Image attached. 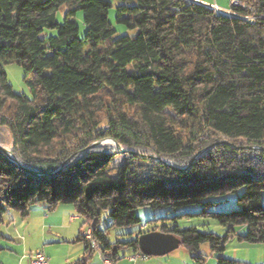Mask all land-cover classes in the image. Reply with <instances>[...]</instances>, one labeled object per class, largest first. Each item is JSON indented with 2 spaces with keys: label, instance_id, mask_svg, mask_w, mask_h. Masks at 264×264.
Masks as SVG:
<instances>
[{
  "label": "trees",
  "instance_id": "trees-1",
  "mask_svg": "<svg viewBox=\"0 0 264 264\" xmlns=\"http://www.w3.org/2000/svg\"><path fill=\"white\" fill-rule=\"evenodd\" d=\"M114 1L133 34L115 38ZM238 1L228 16L182 0H0V129L16 161L0 152V224L67 205L91 231L76 239L81 263L94 250L116 261L120 248L139 252L144 232L111 244L102 214L109 228H139L136 210L149 208L173 217L148 232L177 237L194 264L206 259L202 245L216 264H249L223 253L233 239L264 244V0ZM9 63L33 75L31 99L7 83ZM105 139L124 152L90 147ZM177 219L227 231L180 229Z\"/></svg>",
  "mask_w": 264,
  "mask_h": 264
},
{
  "label": "rangeland",
  "instance_id": "rangeland-1",
  "mask_svg": "<svg viewBox=\"0 0 264 264\" xmlns=\"http://www.w3.org/2000/svg\"><path fill=\"white\" fill-rule=\"evenodd\" d=\"M213 1V0H211ZM223 1L222 4L219 3L220 6H226V8L230 9L229 0H218ZM121 4L117 1L113 2V7L109 12V20L111 24L114 26L116 30V37L122 36V35H131L133 34V31L125 29L121 24L116 22L115 18V7ZM241 5V4H240ZM231 10V9H230ZM236 14V13H235ZM237 16V14H236ZM246 18L252 20H255L254 16H245ZM65 19V10L60 11L57 14V20L59 23H63ZM75 20L77 22V25L79 27V36L83 37L86 31L85 25L82 21V14L81 12L77 13V16L75 17ZM246 20V19H244ZM247 22H250L246 20ZM45 35H52L55 34V31H44ZM3 70L7 77V83L12 87V90L17 95H25L28 98L33 97L34 93V87L33 85H30V81L33 77L32 74L28 75L22 69V67L16 65L15 63H9L5 64L3 66ZM1 135L3 136V142L0 146L8 149L11 151V143H10V136L8 132L4 129H0ZM101 144H110L114 145L112 142L108 141V139L102 140ZM59 208H72L67 205H61L58 206ZM56 207V208H58ZM34 210V211H32ZM72 213H74L73 209H70ZM216 211H225L228 210L227 208H214ZM32 211V212H31ZM27 218L22 219L19 215L15 213L6 214L3 217V221L0 224V264H13L12 254L15 255H24L25 256V248H19L20 245H24L25 241L24 239L27 237L28 233L31 234V232H27L26 230L29 229H35L38 231L41 227L46 231H48L50 226H48V223H52L53 220H55V216L58 217V209H54L52 211H47L43 206L37 205L36 207L32 208ZM185 211L188 212H196L198 211V208H190ZM52 214V212H55L54 215L49 216H42L44 214ZM136 215L140 219L142 226L141 227H134V228H109L110 227V220L106 217V214L103 213L99 222V229L103 232L105 235V238L107 241L111 244L116 242H126L132 237L130 234L133 233L135 235V232L138 231V229L143 230L144 233H148L151 229H156L153 227H159L162 226L163 223L166 225H169L172 223V221H155L160 218H172L173 214H166L162 211H152L149 208H138L136 210ZM42 217V218H41ZM59 219V218H58ZM68 219V217H67ZM43 220V222H42ZM46 220V221H45ZM178 220V219H177ZM151 221V222H149ZM149 222V223H148ZM177 225L180 229L189 228V227H195L200 231L203 232H210L214 233L218 236L223 237L226 234L227 229L221 225H219L217 222L209 219H186V220H178ZM78 226L80 223H77ZM146 224H148V227L146 228ZM46 225V226H45ZM87 230V228H82V235L84 236V232ZM157 231V230H155ZM242 234L244 231H240ZM54 235V234H53ZM37 243V240H31L30 241V247L31 250L29 254H26L30 257L31 253L35 250L34 245ZM29 247V246H28ZM42 248H46L47 250H50L53 255L54 259H62L65 254L71 253L73 251H79V253L83 252V249L85 248V245L83 242H77L74 244H56V245H45L42 246ZM13 251V252H12ZM121 253H125L128 251V249L120 248L118 250ZM100 251H94L92 258L89 260V264L93 263L95 259L98 258V254ZM200 254L201 255H209V247L207 245H202L200 247ZM95 256V257H94ZM97 256V257H96ZM223 257H226L227 259L236 260L238 262L243 263H249V264H264V244L262 245H250L246 243H240L237 240H229L226 243L225 251L223 253ZM159 260H170V262H175L176 264H182L183 262L189 261V255L185 251L183 247H179L172 253L165 255L163 257H159ZM185 260V261H184ZM213 262H215V258L212 259ZM110 261V260H108ZM30 264V263H29Z\"/></svg>",
  "mask_w": 264,
  "mask_h": 264
},
{
  "label": "crops",
  "instance_id": "crops-1",
  "mask_svg": "<svg viewBox=\"0 0 264 264\" xmlns=\"http://www.w3.org/2000/svg\"><path fill=\"white\" fill-rule=\"evenodd\" d=\"M200 1L207 3V4H215L218 7L225 9V10L228 9L226 8V6L219 5L218 2L222 4L223 1H218V0H213V1L200 0ZM229 4H230V0H229ZM55 209L59 210L57 212L58 217L55 216L54 218L55 220H53L52 223H48V226H50L49 227L50 229L48 231H46L45 228L43 229L42 227L38 231L32 228L30 229L31 231H29V229L26 230V233L31 232V234L28 233L27 237L24 239L25 244L23 246L22 245L19 246V248H22V247L25 248L24 250L25 256L24 255L18 256V255L12 254L11 256L12 259L10 260H13V264H29L30 263L31 255L30 257L28 255L26 257V254H29L31 250V247H30L31 240H37V243L34 245L35 250L43 253L47 264H82L81 260H83L86 257L85 250H84L85 248L83 249L82 253H79V251L77 252L73 251L71 253L65 254V256L62 259L57 258L54 260H53V255L51 251L47 250L46 248H42V246H45L48 244L56 245V244L77 243L76 239L82 234L81 225L79 224L78 226L77 224L81 222V219L75 214V212L74 213L71 212L70 209H73V208H67V207L59 208L58 207ZM54 214L55 212H52V214H50L49 212V214L47 215L46 214L43 215L42 213V216L50 217L51 215H54ZM94 251H97V250H94ZM98 255H99L98 258L95 259L94 262L91 264H176L174 261L170 262V260H159L160 259L159 257H145L140 252L135 253L131 250H128L125 253H121V255L119 252V258L116 261L105 262V260L107 259H105L101 253H99ZM92 256H93V253H92ZM205 256H206V259L203 264H216V260L215 262H213L212 260L214 256L210 253V251H209V255H205ZM89 260L83 264H89L90 263ZM182 264H194V262L189 256V261L186 260V262H183Z\"/></svg>",
  "mask_w": 264,
  "mask_h": 264
},
{
  "label": "water",
  "instance_id": "water-1",
  "mask_svg": "<svg viewBox=\"0 0 264 264\" xmlns=\"http://www.w3.org/2000/svg\"><path fill=\"white\" fill-rule=\"evenodd\" d=\"M114 144L120 151L124 152V150L113 140H108ZM101 144V141H98L92 144L90 147L94 145ZM0 152L4 153L13 163H16L12 153L10 150L0 146ZM196 157V156H195ZM176 170H185L187 167L176 168ZM30 172V171H28ZM31 174H35L30 172ZM40 176L39 174H35ZM138 241V249L139 252L145 257H162L168 255L179 248L180 240L172 234H164L161 232H148L145 234H141L137 237Z\"/></svg>",
  "mask_w": 264,
  "mask_h": 264
},
{
  "label": "built area",
  "instance_id": "built-area-1",
  "mask_svg": "<svg viewBox=\"0 0 264 264\" xmlns=\"http://www.w3.org/2000/svg\"><path fill=\"white\" fill-rule=\"evenodd\" d=\"M182 1L189 3V4L191 3V4H197V5L204 6L208 9L212 10L215 15L236 16V14L233 11H231L230 9L225 10V9L218 7L215 4H207V3H204L200 0H182ZM230 4H231V6H240V2L238 0H230ZM243 19H246L250 22L252 21V20L246 18L245 16L243 17ZM90 233H91L90 229H87L84 232V237L88 240H91ZM92 247L96 248V244L94 242H92ZM105 262H108V260H105ZM30 264H47V262H46V259H45L42 252L34 251L31 253Z\"/></svg>",
  "mask_w": 264,
  "mask_h": 264
}]
</instances>
